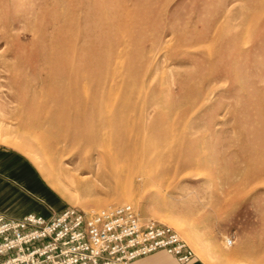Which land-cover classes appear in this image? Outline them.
Listing matches in <instances>:
<instances>
[{
    "label": "rangeland",
    "instance_id": "obj_1",
    "mask_svg": "<svg viewBox=\"0 0 264 264\" xmlns=\"http://www.w3.org/2000/svg\"><path fill=\"white\" fill-rule=\"evenodd\" d=\"M0 164L29 210L129 204L264 264V0H0Z\"/></svg>",
    "mask_w": 264,
    "mask_h": 264
},
{
    "label": "built area",
    "instance_id": "obj_2",
    "mask_svg": "<svg viewBox=\"0 0 264 264\" xmlns=\"http://www.w3.org/2000/svg\"><path fill=\"white\" fill-rule=\"evenodd\" d=\"M159 250L182 264L195 257L174 229L141 223L129 204L90 215L68 206L49 218L0 213V264H132Z\"/></svg>",
    "mask_w": 264,
    "mask_h": 264
},
{
    "label": "crops",
    "instance_id": "obj_3",
    "mask_svg": "<svg viewBox=\"0 0 264 264\" xmlns=\"http://www.w3.org/2000/svg\"><path fill=\"white\" fill-rule=\"evenodd\" d=\"M3 164H0V213L6 217H20L26 213L39 214L45 218H49L52 215L58 213L62 209L49 212L45 209H39V211L29 210L25 199L19 197L14 199L11 191V186L5 180V173L3 169ZM132 264H182L175 259L172 255L166 253L165 251L159 250L148 255L142 256L136 259ZM187 264H198L197 261L187 263Z\"/></svg>",
    "mask_w": 264,
    "mask_h": 264
},
{
    "label": "bare ground",
    "instance_id": "obj_4",
    "mask_svg": "<svg viewBox=\"0 0 264 264\" xmlns=\"http://www.w3.org/2000/svg\"><path fill=\"white\" fill-rule=\"evenodd\" d=\"M105 132V131H103ZM102 136V135H101ZM105 137V136H104ZM104 149L101 151V166L99 167V170L97 171L98 178H105V177H113L116 179L117 184L125 181L126 176L132 177L131 170L134 168L135 163L138 162L137 156L134 154L129 153H116L114 154L110 149H108L107 146H103ZM128 160V164H121V160ZM104 169H103V168ZM104 170V171H103ZM126 170L127 175H126ZM135 172V171H134ZM180 230L187 236L183 228L179 227ZM190 240L191 238L188 237ZM228 238L226 239V242H228ZM231 241V240H230ZM232 244V241L230 242Z\"/></svg>",
    "mask_w": 264,
    "mask_h": 264
}]
</instances>
